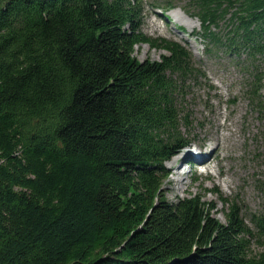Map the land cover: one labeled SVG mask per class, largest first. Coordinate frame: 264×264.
Returning <instances> with one entry per match:
<instances>
[{"label": "trees", "instance_id": "trees-1", "mask_svg": "<svg viewBox=\"0 0 264 264\" xmlns=\"http://www.w3.org/2000/svg\"><path fill=\"white\" fill-rule=\"evenodd\" d=\"M185 12L207 55L246 58L262 112L264 0ZM144 16L143 0H0V264H264L250 254L264 214L220 197L223 223L201 196L166 198L205 77L181 44L147 37ZM143 44L167 54L141 62Z\"/></svg>", "mask_w": 264, "mask_h": 264}, {"label": "rangeland", "instance_id": "rangeland-1", "mask_svg": "<svg viewBox=\"0 0 264 264\" xmlns=\"http://www.w3.org/2000/svg\"><path fill=\"white\" fill-rule=\"evenodd\" d=\"M167 2H172L176 9L165 10ZM143 5V33L151 39L181 44L192 54L205 77L198 80V85L190 84L191 90L184 104L189 110L191 124L181 130L183 137L191 141L189 148H214L217 152L210 168L182 166V155L168 161L165 164L169 171L164 188L166 198L175 202L191 195L201 196L218 206L215 216L223 223H226V207L220 197L236 200L244 214H264V107L260 112L249 100L247 89L252 78L246 69V58L223 52L207 55L205 42L197 36L202 31L200 22L185 12L187 0H143ZM174 13L194 21L187 20V25L184 21H177ZM195 21L197 28L192 29ZM154 23L161 30H155ZM220 27L218 31H223L225 24ZM166 54L143 44L136 48L134 56L141 62L160 61ZM258 64L264 73V57ZM261 85L264 103V80ZM173 168L186 171V180L175 176ZM261 253H264V242L253 241L250 254L257 256Z\"/></svg>", "mask_w": 264, "mask_h": 264}, {"label": "bare ground", "instance_id": "bare-ground-1", "mask_svg": "<svg viewBox=\"0 0 264 264\" xmlns=\"http://www.w3.org/2000/svg\"><path fill=\"white\" fill-rule=\"evenodd\" d=\"M176 19H177V21H184V22H186V24L188 25V23H187V20H191V19H185L180 13H174V15H173ZM180 16V17H179ZM179 18H183V19H181V20H179ZM191 21H194V20H191ZM196 22V21H195ZM192 26H191V28L192 29H196L197 28V22L196 23H194V22H192ZM189 27V26H188ZM153 28L155 29V30H161V27L159 26V25H157V24H153ZM206 149V148H205ZM205 149H203V148H201V147H199L198 149H194V148H191L190 150H187L186 152H185V154H184V156H183V158H189V156H191V152L193 151V150H196L197 151V153H196V162L199 164V165H201V166H205L206 168L208 167V168H210L211 167V165H210V163L212 164V162L213 161H215L214 159H215V154L217 153V152H214V148H212V149H207V150H205ZM214 158V159H213ZM177 161V162H176ZM175 162H174V166L173 167H175V165L179 162V161H181V159L180 160H176ZM217 161V160H216ZM208 162H209V164H208ZM182 163V162H181ZM204 164H208V165H204ZM209 165H210V167H209ZM179 169V168H178ZM172 171L175 173V176H178V177H181V179H183L182 181H184V180H186V178L184 177L185 175H186V171L185 172H181V171H176V168H173L172 169ZM220 174V173H219ZM218 174V175H219ZM209 176V175H208Z\"/></svg>", "mask_w": 264, "mask_h": 264}]
</instances>
